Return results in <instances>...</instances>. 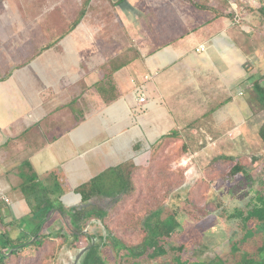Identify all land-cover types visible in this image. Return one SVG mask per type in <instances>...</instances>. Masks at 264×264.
Returning <instances> with one entry per match:
<instances>
[{
	"label": "crops",
	"instance_id": "1",
	"mask_svg": "<svg viewBox=\"0 0 264 264\" xmlns=\"http://www.w3.org/2000/svg\"><path fill=\"white\" fill-rule=\"evenodd\" d=\"M53 1L68 6L45 0L40 20L1 22L0 196L8 201L0 202V217L26 216V234L40 217L46 234L80 227L91 247L104 232L100 218L122 198L119 167L205 165L225 140L248 133L262 111L251 101V83L264 73V33L256 35L259 53L246 10L258 12L262 2L230 0L227 12L217 0L191 2L186 17L174 15L178 6L153 3L149 18L136 17L128 48L120 33L89 32L92 0L76 2L79 12L66 25L47 12ZM34 27L39 39L27 44ZM141 93L146 101L138 106ZM28 177L32 200L42 202L32 212Z\"/></svg>",
	"mask_w": 264,
	"mask_h": 264
},
{
	"label": "rangeland",
	"instance_id": "2",
	"mask_svg": "<svg viewBox=\"0 0 264 264\" xmlns=\"http://www.w3.org/2000/svg\"><path fill=\"white\" fill-rule=\"evenodd\" d=\"M43 1L45 0H0V29H3L1 28L2 19L10 20L15 17L18 20V18H21L20 22L23 23V26L30 22L29 19L35 22L40 20L43 17L42 15L45 14L42 13L46 10L45 7L41 6V3H44ZM66 1H68L66 3L68 6L65 9L61 8L60 4L56 5L55 1L51 3L52 5H47V12L51 17H55L52 21H59L66 25L72 17L77 15L80 8L78 9L79 4L76 2L80 3L79 0ZM203 1L216 2V0H123L122 3L116 5L114 0H92L91 8H87L88 13L85 23L86 27L90 28L89 32H93V34L100 37L110 33L112 35L120 33L122 40L130 48L134 47L135 44L136 17L143 14L145 18H149V14L153 12L151 4L170 3V6H178V8L172 10L175 16L186 17L188 14L185 13L187 11L184 6L189 5L191 2L201 5ZM217 2L223 3L225 8L228 6L226 10L224 9V12L231 10L230 0H217ZM7 3H10L13 7L9 15V11L4 9ZM259 3L260 0L257 4L259 5ZM50 8L59 12L58 15L55 16L57 13L52 12ZM61 9H64V11L61 12ZM255 10L257 9L253 7L249 11L246 10V12L249 13L247 18L250 21L254 20L255 23L253 24L259 29V31L255 27L252 29L256 36L259 33H264V21ZM37 27L28 32L30 38L26 42L27 44L33 43V39H39L37 33L40 32L36 30ZM46 34L49 40L52 37L50 36L51 32L48 30ZM52 35L55 36L53 33ZM97 40L99 41V38ZM256 40L257 52L261 53L263 50H259V48L262 47V38L257 39L256 36ZM114 47L117 48L116 45ZM263 120L264 110L259 111V115L246 125L249 126L248 133L245 131L246 135L236 139L233 138V140L231 138L225 140L224 144L218 147L219 153L210 154L212 158H208L205 165H139L138 168L143 169H139L133 178V198L138 197V201L136 203L129 200L125 204L124 209L126 212L124 213L127 216L123 214L112 218L110 227L113 229L114 234L122 243H137L144 235V231L141 230L142 227L139 225L142 214L146 216L149 209L152 210L159 206L161 218L174 214L181 221L182 227L185 228V233L181 237L195 239L191 248L186 250L184 255L192 259L205 261H212L216 257H220L225 264H236L239 257L231 253L229 239L230 237L237 239L241 234L238 219L228 217V215L232 214L237 208H245L253 197V190H250L251 185H249L250 177L252 180L255 179L253 185L255 182L257 183V180H264V145L257 134V128ZM253 122H256V127ZM219 155L235 156L236 160L247 168L250 177L248 179H243V177L230 179L228 173L234 161H214L213 158ZM193 156L196 157V154ZM117 174H119V178L116 179V182L121 184L122 176L120 177V173ZM239 180L242 182V187L237 188ZM139 195H143V197L141 198ZM31 202L36 203L33 200ZM183 202H187L190 206L203 207L205 211H209V215L197 219L193 218V214L191 215L187 211L185 216H182L177 208L178 206L182 207ZM26 221L31 220L20 214L17 218L8 220L7 227L11 234L24 237L27 231L25 228ZM44 224L46 223L42 224L40 230H44ZM33 227L35 228V225ZM2 229L3 227H1ZM58 234L59 232L51 234L54 240L52 243H46L40 249L43 251L42 253H35L36 249L22 252V256H27L24 264H71V260L75 261L77 256L84 253L85 249H82L83 247H90L92 244L91 236L90 239L83 238L84 240L80 239L79 242L72 245L70 234L65 242H62L63 239L58 237L60 235ZM101 234L106 236V231L104 230ZM95 241H98V238H95ZM30 256L33 258H29Z\"/></svg>",
	"mask_w": 264,
	"mask_h": 264
},
{
	"label": "trees",
	"instance_id": "3",
	"mask_svg": "<svg viewBox=\"0 0 264 264\" xmlns=\"http://www.w3.org/2000/svg\"><path fill=\"white\" fill-rule=\"evenodd\" d=\"M88 1H84L85 6ZM258 13L261 19H264V3L258 8ZM84 14L85 8L80 11L79 18ZM77 20L79 19L77 18ZM251 84V101L254 102L258 110H264V73L252 80ZM258 136L264 145V121L258 128ZM213 160L234 161L228 173L230 179L242 177L243 179H248L250 177L248 176L249 171L247 168L239 163L235 156L219 155ZM139 169L142 170L143 168H138L135 165L132 168L129 166L125 173L119 172L120 167L117 169V173L121 174L120 177L122 176L121 184L119 183L118 186V189H121L122 198L107 215L105 214L100 218L103 230L106 231V236H98L99 240L85 250L79 258H76L75 264L80 261H82L81 264H131L132 261V264H225L220 257H216L212 261H205L192 259L184 255V252L191 248L195 239H184L181 237L185 233V228L182 227L181 221L174 214L161 218L159 206L152 210L149 209L146 216L142 214L139 225L142 227L141 230L144 231V235L140 241L126 244L119 240L110 227V221L116 216H122L123 214L127 216L124 213L126 212L124 208L129 200L137 203L138 197L133 198V178ZM116 178H119V174ZM32 179L31 177L26 179L27 183L25 185L27 187L23 189H26L24 194L31 212L39 209L40 204H42L41 201L31 202L33 196L28 181ZM254 181L255 179L249 178L253 197L245 208H237L232 214L228 215V217H236L238 219V227L241 234L237 239H233V237L229 239L231 253L239 257L236 264H264V180H257V183L255 182L253 185ZM239 187H242L240 180L237 183V188ZM45 197H47L46 193ZM139 197L142 198L143 195H139ZM1 201L4 202L3 199H0ZM181 206H178L177 211H180L182 216H185L187 211L191 215L193 214V218L197 219H202L209 215V211H205L203 207L190 206L187 202H183ZM39 213L37 214L40 217ZM45 219V217H40L36 230L21 237L17 234H11L7 227L9 224L7 223L8 219L0 217L1 227H3L2 230L0 227V264H24L27 256H22V252L27 250L36 249L35 253H42L43 251L40 249L46 243H52L54 240L51 234H46L40 230ZM71 231H73L70 234L73 238L71 241L72 245L85 236L80 233V227L78 229L73 228ZM58 237L63 239L62 242L68 239L65 234H60ZM29 258L33 257L30 256ZM79 259L80 261H78Z\"/></svg>",
	"mask_w": 264,
	"mask_h": 264
},
{
	"label": "built area",
	"instance_id": "4",
	"mask_svg": "<svg viewBox=\"0 0 264 264\" xmlns=\"http://www.w3.org/2000/svg\"><path fill=\"white\" fill-rule=\"evenodd\" d=\"M253 1V4H257L258 0H252ZM260 2L264 3V0H260ZM258 5V4H257ZM204 49V46L203 45H199L198 48H197V51L198 50H203ZM151 77V75H145L143 78L144 79H149ZM146 101V98L145 96L141 93L137 99V104L138 106L142 105L144 102ZM0 199H3L4 201H8V198L7 197H4V196H0Z\"/></svg>",
	"mask_w": 264,
	"mask_h": 264
},
{
	"label": "water",
	"instance_id": "5",
	"mask_svg": "<svg viewBox=\"0 0 264 264\" xmlns=\"http://www.w3.org/2000/svg\"><path fill=\"white\" fill-rule=\"evenodd\" d=\"M80 257V255L79 256H77V258H79Z\"/></svg>",
	"mask_w": 264,
	"mask_h": 264
}]
</instances>
